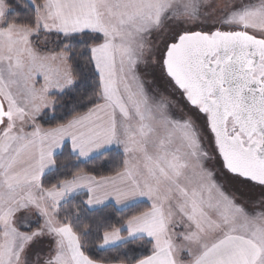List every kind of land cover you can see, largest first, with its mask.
Segmentation results:
<instances>
[{
	"label": "snow or ice",
	"instance_id": "6c2138e0",
	"mask_svg": "<svg viewBox=\"0 0 264 264\" xmlns=\"http://www.w3.org/2000/svg\"><path fill=\"white\" fill-rule=\"evenodd\" d=\"M0 264H264V0H0Z\"/></svg>",
	"mask_w": 264,
	"mask_h": 264
},
{
	"label": "trees",
	"instance_id": "16d2710c",
	"mask_svg": "<svg viewBox=\"0 0 264 264\" xmlns=\"http://www.w3.org/2000/svg\"><path fill=\"white\" fill-rule=\"evenodd\" d=\"M102 174L108 175L111 174V166L106 167L105 169L102 170ZM103 214H112L114 217H119L121 213L116 211L114 208L109 207L107 209L103 210ZM94 215H101V213L97 212Z\"/></svg>",
	"mask_w": 264,
	"mask_h": 264
}]
</instances>
